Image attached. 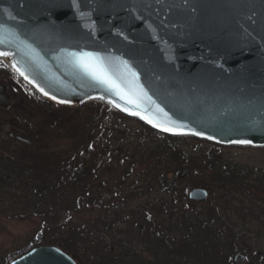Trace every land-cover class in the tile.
<instances>
[{
	"label": "water",
	"instance_id": "water-1",
	"mask_svg": "<svg viewBox=\"0 0 264 264\" xmlns=\"http://www.w3.org/2000/svg\"><path fill=\"white\" fill-rule=\"evenodd\" d=\"M0 52L56 105L98 100L166 135L264 147V0H0ZM73 53L103 58L139 98L96 84ZM7 105L0 89V107ZM188 198L204 202L208 192L193 187ZM10 264L77 263L40 246Z\"/></svg>",
	"mask_w": 264,
	"mask_h": 264
},
{
	"label": "rangeland",
	"instance_id": "rangeland-1",
	"mask_svg": "<svg viewBox=\"0 0 264 264\" xmlns=\"http://www.w3.org/2000/svg\"><path fill=\"white\" fill-rule=\"evenodd\" d=\"M42 101L36 98H32L29 103L21 101L24 108L19 107L16 102L13 104L15 119L18 118V122L22 119L26 126L36 127L37 130L49 129L56 134L51 136L54 140H51L52 147L46 154L43 151L25 149V153H20L22 147L11 142L13 152L0 158V264H7L15 255L20 256L41 229L45 242H49L54 235L63 237L79 232L83 236L76 240L78 249L83 252L78 254L79 257H75L79 264H154L152 254H155L157 259L166 261L162 254L163 249L159 252L157 241L152 240L149 230L144 236H140L144 225L148 229L147 221H154L159 230L169 234L170 238L178 239L185 231L181 223L182 217H187L192 222L202 219L209 202H193L192 208H188L183 204L184 201L174 199L156 183L154 170L159 168V165L167 171V178L170 179L179 173L180 161H174L170 156L163 159L161 156V163L157 162L152 150L158 141L154 136H149L146 126L136 118L126 115L120 117L114 111L102 108L96 103L101 101L92 100L74 107L57 106L44 102V99ZM111 124L115 126L111 130L110 141L104 143L106 149L119 150L120 159L128 156V163H138L136 176L124 181L119 175L116 183L110 186H118L121 193L118 196H115L116 193L105 194L107 189L103 188L99 192L101 196L97 197L101 205L82 207L77 212L73 210L75 199L81 196L83 187L66 186L61 192L55 189L39 202L40 198L35 194L33 186L47 174L43 158H48L50 162L67 160L73 153L74 141L78 143L83 138H100L105 134V127ZM204 142L198 149L194 140L181 139L176 144L184 156L193 155L197 149L196 158L193 160H199V157L203 158L205 153L217 146H213L209 141ZM41 143L43 142L39 144ZM218 148L225 163L259 167L264 170V147ZM15 165L25 173L21 175L22 173L18 172L20 176H17L15 171H9V168ZM183 166L190 167V164L185 163ZM129 168L126 167L125 172L129 171ZM118 173L117 165L113 164L112 169L103 167L99 176L101 179L93 183L92 191L95 193L98 185L106 187L103 184L105 179L108 184L115 182ZM191 175L189 172V176L180 181V190H188L198 183L199 177ZM207 179L208 176L205 177V180ZM47 181L46 184L50 185ZM42 186H45L44 183ZM216 192L215 188L214 193ZM213 199L216 201L217 197ZM221 211L226 222L227 219L228 222H233L237 225L236 231L241 229V232L248 236L252 251H264V235H256V231L261 228L259 225H262L260 221L249 219L242 222L234 211L227 208ZM262 217L264 222V215ZM45 221L50 223V228L48 224L43 227ZM89 257L92 259L88 262Z\"/></svg>",
	"mask_w": 264,
	"mask_h": 264
},
{
	"label": "trees",
	"instance_id": "trees-1",
	"mask_svg": "<svg viewBox=\"0 0 264 264\" xmlns=\"http://www.w3.org/2000/svg\"><path fill=\"white\" fill-rule=\"evenodd\" d=\"M0 70L4 72L8 70V74H12L14 81L20 82L22 88L27 89L32 94V98L39 97L2 61H0ZM96 103L102 106V108L108 109L110 112L114 111L120 117L125 116L117 112L110 105L101 102ZM15 120L19 121L18 118ZM21 125L32 128L28 125L26 126L23 121ZM113 126L115 125L111 124L109 127H105V131L103 132L105 134L100 136V138L92 139V137H88L90 140L83 138L78 143L74 141L72 143L73 153L67 160L50 162L48 158H43V165L46 167L47 174L40 181L35 177L39 183L33 186L35 194L40 198L39 202L43 201L45 196L55 189H59L61 192L66 186L83 187L81 196L75 199L76 204L73 210L77 212L82 207L101 205L97 197L101 196L99 192L103 188L107 189L105 194L116 193L115 196H118L121 193V189L118 186H110L116 183L119 175L124 181L132 176H136L135 169L138 163L136 161H130L128 163L130 160L128 156H123L120 159L119 150L106 149L104 143L110 141ZM146 130L149 136H154L158 141L152 150L153 155H156L154 159L157 162H160L161 156L163 159H165V156H170L174 161L179 160L181 163L179 173L170 179L167 178V171L159 165V168L154 170L156 183L165 192L171 194L174 199L184 201L183 204H186V207L192 208L193 202H190L187 197L188 191L191 188L188 190L187 188L185 190L179 189L180 181L186 179L190 172V174L198 176L200 179L194 187L205 189L209 195L207 200L209 202L205 209V217L194 222L190 221L187 217H182L181 223H183L182 226L185 231L178 239L170 238L169 234L159 230L156 222L151 220L147 221L148 229L144 225L140 236H144L145 232L149 230L152 240L157 241V249L159 252L160 249H163L162 254L166 258V261L159 260L155 254H152L154 256V264H244L246 261V264H264V251H252V247L248 242V236L242 233L241 229L236 231L237 225L233 222H228V219L226 222L221 211L226 210V208L234 211L236 217L242 222H247L249 219L260 221L262 225H259L261 228L256 231V235H264V222L262 217L264 215V170L259 167L241 166L236 163L223 162L218 148L219 146H215L213 150L205 153L203 158L199 157V160H193L196 158V150L204 141L193 137H171L156 132L151 128H147ZM181 139L196 141L195 147L197 149L194 150L193 155H183L180 151L181 148L176 144ZM212 145L214 146V144ZM24 149L30 151L29 148L22 147V150L19 152L25 153ZM160 153L164 154L161 155ZM185 163H189L190 167L183 166ZM113 164L119 168L115 182L108 184L105 179L103 184L106 187H99L98 185L94 193L92 191V185L101 179L99 176L103 171V167L112 169ZM128 166L130 167L129 171L125 172ZM13 169L17 174L18 172H21V175L25 173L23 170L17 168V165ZM183 172L186 175L182 178L180 174ZM207 176L208 179L205 180ZM47 180L51 181L48 182ZM46 181L50 185L46 184ZM89 181L91 182L89 183ZM135 181L133 182L135 183ZM43 183L45 185L44 187L42 186ZM215 188L217 189L216 193H214ZM214 197H217L216 201H213ZM47 224L48 228H50V223L47 221L43 223V227ZM82 237L79 232H74L71 235L68 234L63 237L54 235L49 242H45L41 229L20 255L38 246L51 245L61 249L68 255L78 256L82 251L78 249L76 240ZM87 254L90 255L91 253ZM237 255H243L245 261L237 263L235 261ZM18 257V255H15L7 264ZM91 259L89 257L88 262Z\"/></svg>",
	"mask_w": 264,
	"mask_h": 264
},
{
	"label": "flooded vegetation",
	"instance_id": "flooded-vegetation-1",
	"mask_svg": "<svg viewBox=\"0 0 264 264\" xmlns=\"http://www.w3.org/2000/svg\"><path fill=\"white\" fill-rule=\"evenodd\" d=\"M0 89L8 100L6 107H0V158H4V155L8 156L13 152V144L11 142L23 147L26 146L18 142L17 138H23L32 142L35 148L27 146L30 151H43L46 154L52 147V144H50L51 140H54L51 136H54L56 133L49 129L37 130L35 129L36 127H24L21 125L22 119L20 122L15 120L13 104L18 100L15 104L24 108V101L28 103L32 102V94L27 89H23L20 82H15L12 74H8V70L5 72L0 70ZM35 98L43 102L41 98ZM48 125L50 126L49 123ZM40 142L43 143L39 144ZM11 170L14 171L13 167L9 168V171ZM15 175L18 174L16 173Z\"/></svg>",
	"mask_w": 264,
	"mask_h": 264
},
{
	"label": "snow or ice",
	"instance_id": "snow-or-ice-1",
	"mask_svg": "<svg viewBox=\"0 0 264 264\" xmlns=\"http://www.w3.org/2000/svg\"><path fill=\"white\" fill-rule=\"evenodd\" d=\"M9 55L10 54L8 52H0V56L7 57ZM72 62L74 66L77 67L85 76L89 77L96 84L105 86L121 98L126 99L129 102L133 101V97L136 99L139 98L132 91L130 82L126 79L125 75L123 73L113 71L112 66L105 62L103 58L92 53H80L78 55L73 53ZM13 67H15V65H13ZM125 68H127L126 64ZM17 71L20 72V75L24 76L25 79H28L25 73L20 71V69L17 68ZM128 71L133 79H135V73H131L130 69ZM29 82L31 83V81ZM140 95H144L142 89L140 90ZM136 106L139 107V103H137ZM163 130L168 132L173 131V128L164 127ZM240 143H247V141H240Z\"/></svg>",
	"mask_w": 264,
	"mask_h": 264
},
{
	"label": "bare ground",
	"instance_id": "bare-ground-1",
	"mask_svg": "<svg viewBox=\"0 0 264 264\" xmlns=\"http://www.w3.org/2000/svg\"><path fill=\"white\" fill-rule=\"evenodd\" d=\"M0 61L4 62V64L7 65V66L12 70V68L8 65L7 61H6L4 58H0ZM12 71H13V70H12ZM13 72H14V71H13ZM14 73H15V72H14ZM141 123H142L143 125L146 126V129H147V128H151V129H153L152 127L148 126L147 124L143 123L142 121H141ZM153 130L156 131V132H159V131H157V130H155V129H153ZM159 133H161V132H159ZM162 134H164V133H162ZM164 135H166V134H164ZM167 136H170V135H167ZM171 137H181V136H171ZM186 137H192V136H186ZM193 138H194V137H193Z\"/></svg>",
	"mask_w": 264,
	"mask_h": 264
}]
</instances>
